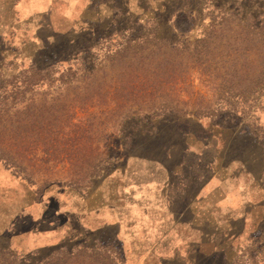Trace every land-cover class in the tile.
Masks as SVG:
<instances>
[{"label":"rangeland","instance_id":"rangeland-1","mask_svg":"<svg viewBox=\"0 0 264 264\" xmlns=\"http://www.w3.org/2000/svg\"><path fill=\"white\" fill-rule=\"evenodd\" d=\"M19 4L0 264H264V0H87L84 24Z\"/></svg>","mask_w":264,"mask_h":264},{"label":"crops","instance_id":"crops-1","mask_svg":"<svg viewBox=\"0 0 264 264\" xmlns=\"http://www.w3.org/2000/svg\"><path fill=\"white\" fill-rule=\"evenodd\" d=\"M20 13L27 14L23 17L25 24H35L45 18L48 24H54L57 15L58 19L71 20L72 24H84L82 17L86 13L85 7L87 0H19ZM96 4V2H95ZM70 16V17H69ZM242 185V182H240ZM223 183L221 182V186ZM243 189V186H241ZM226 197H231L226 196Z\"/></svg>","mask_w":264,"mask_h":264}]
</instances>
